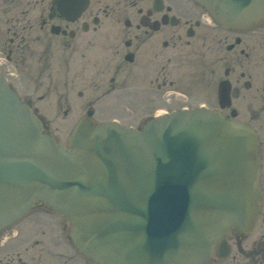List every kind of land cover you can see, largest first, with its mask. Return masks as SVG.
<instances>
[{
  "label": "flooded vegetation",
  "instance_id": "obj_1",
  "mask_svg": "<svg viewBox=\"0 0 264 264\" xmlns=\"http://www.w3.org/2000/svg\"><path fill=\"white\" fill-rule=\"evenodd\" d=\"M0 72L49 126L107 99L104 111L139 131L164 114L228 104L227 116L256 132L262 205L252 230L231 229L207 264H264V25L223 28L191 0H0ZM0 264L94 263L65 217L36 202L0 232Z\"/></svg>",
  "mask_w": 264,
  "mask_h": 264
},
{
  "label": "water",
  "instance_id": "obj_2",
  "mask_svg": "<svg viewBox=\"0 0 264 264\" xmlns=\"http://www.w3.org/2000/svg\"><path fill=\"white\" fill-rule=\"evenodd\" d=\"M227 28L264 23V0H194ZM82 119L58 144L0 75V230L35 201L72 225L96 264H206L260 210L257 138L216 110L172 113L143 132Z\"/></svg>",
  "mask_w": 264,
  "mask_h": 264
},
{
  "label": "rangeland",
  "instance_id": "obj_3",
  "mask_svg": "<svg viewBox=\"0 0 264 264\" xmlns=\"http://www.w3.org/2000/svg\"><path fill=\"white\" fill-rule=\"evenodd\" d=\"M107 100H104V101L100 102L99 104L94 105V108L98 109V111H97V113H96V115L94 117L96 121H100V120L110 121V120H112L113 118H116V117L120 118V116H118V114L115 113V112H108L107 111V113H106L104 111V108L108 105V101ZM193 101H194V103H196L197 101H200V100H195L193 98ZM203 101H206V100L203 98L201 102L205 103ZM206 102H208V101H206ZM124 122L130 124V123H134L135 121L134 122H130L128 120H124ZM74 124H75V120L74 119L73 120H69V118L68 119L56 118V119H53V120L50 121V125H51L53 130L56 129V128H59V131H56V133H57V136L60 138V140L63 143L66 142V140H67V138H68V136L70 134L71 128L73 127Z\"/></svg>",
  "mask_w": 264,
  "mask_h": 264
}]
</instances>
